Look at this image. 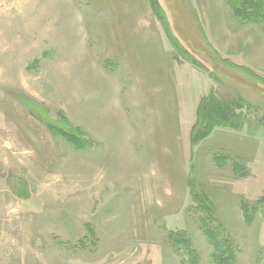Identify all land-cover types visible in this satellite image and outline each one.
<instances>
[{"label": "rangeland", "instance_id": "obj_1", "mask_svg": "<svg viewBox=\"0 0 264 264\" xmlns=\"http://www.w3.org/2000/svg\"><path fill=\"white\" fill-rule=\"evenodd\" d=\"M250 1L0 0V264H264Z\"/></svg>", "mask_w": 264, "mask_h": 264}, {"label": "trees", "instance_id": "obj_2", "mask_svg": "<svg viewBox=\"0 0 264 264\" xmlns=\"http://www.w3.org/2000/svg\"><path fill=\"white\" fill-rule=\"evenodd\" d=\"M247 1H249L250 3L252 2L250 0H247ZM255 5H256V3H255ZM231 6H232V9L234 11V15L236 16V19H238L239 21H259V19L264 20V14L261 16V13L259 12L260 9H258V7H255L257 13L254 10L255 15H253V14H251L250 9L239 8L238 6H235L234 4H231ZM206 236L210 239V243H214V241L216 240V236L212 232H209V233L207 232ZM214 246H216L215 251L221 257V260L228 263V261L230 260L229 259L230 254L228 252L229 249L223 250L221 248L220 243H218V245H217V242H216V244H214Z\"/></svg>", "mask_w": 264, "mask_h": 264}]
</instances>
